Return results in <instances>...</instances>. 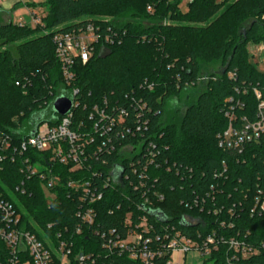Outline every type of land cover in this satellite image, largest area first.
I'll return each instance as SVG.
<instances>
[{"label":"trees","instance_id":"16d2710c","mask_svg":"<svg viewBox=\"0 0 264 264\" xmlns=\"http://www.w3.org/2000/svg\"><path fill=\"white\" fill-rule=\"evenodd\" d=\"M183 1L46 0L40 25L0 23V137L19 144L43 123H57L52 103L64 90L78 91L75 125L83 121L88 130L95 105L108 101L109 108L125 110L121 120L115 113V127L104 139L95 135L83 171L45 162L34 151L23 156L32 165L44 162L41 173L51 170L58 178L52 202L43 190L46 180L26 178L22 157L0 162V196L14 203L22 226L41 241L72 237L71 264L81 254L95 264H144L113 248L143 219L154 249L177 233L197 242L215 236L218 249L203 264H264V213L253 211L264 190V135L240 150L218 145L230 124L228 113L240 127L242 119L256 120L264 101V71L248 52L249 45L264 44V0H194L182 11ZM91 23L114 43L101 41L85 65L77 62L67 87L53 37ZM217 63L222 71L210 75L194 102L177 112L179 121H166L170 101L196 87L204 67ZM127 146L135 149L133 161L120 157ZM121 170V184L113 186L110 178ZM75 178L91 179L95 195L103 196L92 206L93 225L78 217L81 203L68 188ZM146 199L150 207L143 205ZM230 239L259 255L242 260L226 243ZM169 260L164 252L152 264Z\"/></svg>","mask_w":264,"mask_h":264},{"label":"built area","instance_id":"2783aa9c","mask_svg":"<svg viewBox=\"0 0 264 264\" xmlns=\"http://www.w3.org/2000/svg\"><path fill=\"white\" fill-rule=\"evenodd\" d=\"M186 1L192 3L194 0ZM148 11L152 12V8L148 7ZM33 23L35 26L40 25L41 19L34 16ZM19 25L23 26L25 24ZM101 41L105 44L114 43L111 36H103L100 33V27L94 23L83 28L54 35L55 55L67 87H70L73 83V69L76 63L81 62L85 65L94 55L95 46ZM77 94V90H73L72 93L67 90L61 91L57 98L70 99L72 108L64 117L57 115L60 117L57 123L53 125L43 123L36 127L30 137L19 144H15L13 138L8 136L0 137V162L8 158L14 160L16 154L22 157L24 160L23 173H25L28 180L35 176L43 181L46 180L43 190L49 202L55 199L52 190L58 182V178L51 176V170H47V174L41 173V170L47 169L46 164H43L44 162H37V164L32 165L31 159L29 160V158L23 156L29 151H34L41 154L42 157H46L45 162H58L62 165L72 164V173L83 171L87 166V148L95 144V135H99L100 139H104L115 127L116 121L125 116V110L119 109L117 111L115 107L109 108L108 101H105L104 106L95 105L89 114V120L92 124L91 130L85 128L83 121L75 125V112L79 108V103L75 101ZM255 95L259 100L261 99V95L256 90ZM115 113L118 115L117 120L114 116ZM227 116L230 118V124L227 130L218 136L220 148L240 150L247 142L259 141L261 136L264 135V101L260 100L257 118L254 122L242 119V125L235 127L233 125L234 113H228ZM140 147L137 148L136 153L139 152ZM133 150L135 155V149L133 148ZM133 158L134 156L127 160L133 161ZM149 164L151 165V162ZM115 174L113 178H110V183L113 186L121 184V175L124 172L121 170V172L118 171ZM68 188L71 193L78 196V201L81 203L78 217L85 225H93L96 215L92 206L102 199V194L95 195L92 190L93 181L91 179H72L68 183ZM20 191L25 194L24 189L18 187L17 192ZM194 204L198 206L199 203L195 200ZM143 205L150 207L151 202L146 199ZM253 211L259 214L264 213V190H260L255 197ZM131 217L132 215H129L127 218L129 226L132 224ZM22 225V214L14 203L0 196V264H71L72 237L63 238L61 234H57L56 243L49 237L41 241L36 234ZM51 228L52 225H49L48 229ZM150 228L147 220L143 219L135 230L131 229L130 234L125 239L114 242L113 248L121 253H129L133 260H140L144 264H152L153 260L164 252L170 255L167 264H185L187 254L193 252L199 255L200 264H203V261L210 258L213 251L218 249L215 236H208L202 242H197L179 233L175 234L167 245L154 249L152 248V240L146 237ZM226 243L235 255L241 256L242 260H249L260 253L259 250H255L235 239H230ZM233 258L236 259L237 257L234 256ZM75 262L77 264H95L96 259L90 255L81 254L76 256Z\"/></svg>","mask_w":264,"mask_h":264},{"label":"rangeland","instance_id":"374dc122","mask_svg":"<svg viewBox=\"0 0 264 264\" xmlns=\"http://www.w3.org/2000/svg\"><path fill=\"white\" fill-rule=\"evenodd\" d=\"M45 1L46 0H12L9 2V4L5 6L3 5L2 9H7L9 13L12 12V19L10 22L13 24H20L22 22L29 27H34L35 25L33 23V16H37L39 19L45 18L47 16V10L42 7V4L45 3ZM217 1L219 2L220 0ZM187 4L188 2L186 0L183 1L180 6L182 11H186ZM28 5H31L32 7H29ZM224 8L225 7H223V9ZM250 22L251 20H248L245 23L246 26ZM0 23H9V19L0 17ZM248 52L251 55L253 61L258 64V68L261 71H264V44L257 46L249 45ZM221 71L220 63L205 66L198 85L188 89L179 100L173 99L170 101L167 109L166 121H171L172 117L179 121L180 115L177 112L180 111L182 113L189 104L194 102L198 94L204 89V84L207 82V79L210 77V75L213 73L219 74ZM133 156L134 150L132 147H123L120 150L121 159H130ZM200 262L201 259L197 253L193 252L187 254L185 264H200Z\"/></svg>","mask_w":264,"mask_h":264},{"label":"water","instance_id":"95a60500","mask_svg":"<svg viewBox=\"0 0 264 264\" xmlns=\"http://www.w3.org/2000/svg\"><path fill=\"white\" fill-rule=\"evenodd\" d=\"M71 108L72 101L65 97L57 98L53 103L54 112L61 117L66 116L71 110Z\"/></svg>","mask_w":264,"mask_h":264},{"label":"crops","instance_id":"0c3cea01","mask_svg":"<svg viewBox=\"0 0 264 264\" xmlns=\"http://www.w3.org/2000/svg\"><path fill=\"white\" fill-rule=\"evenodd\" d=\"M11 1L12 0H0V17L8 18L9 19V22L12 19L11 18L12 12L9 13V11L7 9H2V8H3V5L5 6V5L9 4V2H11ZM20 24H24V23L21 22Z\"/></svg>","mask_w":264,"mask_h":264}]
</instances>
